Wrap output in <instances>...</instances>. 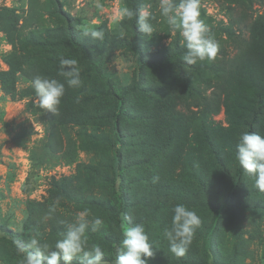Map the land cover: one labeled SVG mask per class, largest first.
<instances>
[{
  "label": "rangeland",
  "instance_id": "obj_1",
  "mask_svg": "<svg viewBox=\"0 0 264 264\" xmlns=\"http://www.w3.org/2000/svg\"><path fill=\"white\" fill-rule=\"evenodd\" d=\"M159 3L141 0L154 17L143 50L165 55L178 44L181 61L145 67V91L129 95L118 112L117 95L141 68L129 19L120 18L131 0H0V264L21 258L9 231L21 242L36 237L51 245L85 209L89 221H104L88 243L102 246L106 264L116 258L106 237L135 223L155 242L148 264H264V192L235 158L243 132L264 136V110L251 126L264 91V0H200L201 19L220 50L214 61L195 65L183 62V37L160 16ZM95 28L103 40L85 35ZM68 29L89 45L103 75L67 42ZM258 35L256 52L251 42ZM60 56L78 61L83 83L65 86L53 114L33 103L32 81L39 75L64 82ZM116 175L128 195L127 217L104 206L120 207ZM177 204L202 220L183 257L170 253L163 237ZM219 207L223 215L213 225Z\"/></svg>",
  "mask_w": 264,
  "mask_h": 264
},
{
  "label": "clouds",
  "instance_id": "obj_2",
  "mask_svg": "<svg viewBox=\"0 0 264 264\" xmlns=\"http://www.w3.org/2000/svg\"><path fill=\"white\" fill-rule=\"evenodd\" d=\"M160 16L165 18L172 31L179 30L183 37L185 52L183 62L195 65L197 62L214 61L220 50V44L211 34L208 26L201 19L200 0H160ZM136 16L138 30L151 36L154 33L152 12L147 7L134 11L124 7L120 18L131 19ZM85 35L93 39L103 40V29H89ZM59 72L64 82L48 76H37L32 81L36 99L33 103L40 109L53 114L58 113L65 86L80 88L82 86L81 72L78 61L73 58H59ZM77 97V103L79 102ZM235 158L239 166L254 178L255 187L264 192V136L258 132H243L236 144ZM159 177H153V183ZM59 199L49 205V215L56 211ZM171 226L163 230V237L168 241L169 251L176 257H183L191 245L202 220L196 211L183 204H177L172 209ZM88 210L77 214L75 222L66 223L61 238L54 244L41 243L36 237L21 242L16 240V254L21 257L19 264H106L105 251L99 243L89 245V233H95L103 226L104 221L96 217L89 221ZM153 246L143 223H135L123 231V239L117 250L114 264H148L153 257Z\"/></svg>",
  "mask_w": 264,
  "mask_h": 264
},
{
  "label": "trees",
  "instance_id": "obj_3",
  "mask_svg": "<svg viewBox=\"0 0 264 264\" xmlns=\"http://www.w3.org/2000/svg\"><path fill=\"white\" fill-rule=\"evenodd\" d=\"M131 5H132V10L136 11L141 7V0H131ZM128 25L131 29L130 45H131L132 49L135 51V53L137 54V56L141 62V68H140L139 73H138V80L134 84L125 87L121 91V93L117 95L118 112L122 111V108L125 104V101L129 95H131L137 91H143V92L145 91V88L143 87V82L145 79V75H144L145 67L163 68V67L170 66L174 62H180L181 56H182V51H183V49L178 44H176V46H174V50L171 53H168L165 55L148 56L145 54V52L143 50V46L140 42L141 38L144 34L138 30L135 15L131 19H129ZM261 39H262V37L261 36L259 37V35H258L256 37H254L253 42H251L252 47L254 48V50L256 52L260 46V40ZM67 42L70 43L74 49H76L82 53L86 62L91 67H93L99 75H103L102 63L94 56L92 49L89 47V45H87L85 42L81 41L80 38L76 35V33L71 29L67 30ZM184 50H186V49H184ZM259 58H260V56L258 55V59ZM243 61H244V63H249L250 59L244 58ZM249 68H251V67H249ZM259 97L260 98L258 100L257 110L254 113L252 120H251V126L257 122L259 116L262 114V112L264 110V91H261L259 93ZM118 115H119V113L116 114V117H118ZM115 127H116V136H118V140H121L120 136H119L120 134H119L118 120L116 121ZM210 149L214 155L216 162L218 164L222 165V162H221V159L219 157L217 150L215 148H213V146H211ZM117 156H118V158H120L119 150L117 151ZM243 171L244 170L240 167L239 172L242 173ZM113 182H114L113 185H114L115 192L118 194V197L120 200V207L118 209H116L115 207H112V206L110 207V206L104 205L105 204L104 202H99L98 204L104 205L108 211H111L116 216L122 215V217H127L128 212H129V199H128V195H127V192H126L125 187H124L122 175H119V176L116 175L113 178ZM222 215H223L222 209H221V207H219L215 212V215H214L213 220H212V224L218 225V223L220 222V220L222 218ZM3 230L6 231V229H3ZM8 233L12 234V236H9V239L11 240L13 245L16 247L15 241L19 240L17 235H13V233L11 231H9ZM106 239L108 240L112 250L116 254L118 248L121 245V241L123 239V230H122V232L119 233V235H117V237L107 236ZM73 263L76 264V263H78V261L74 260Z\"/></svg>",
  "mask_w": 264,
  "mask_h": 264
}]
</instances>
